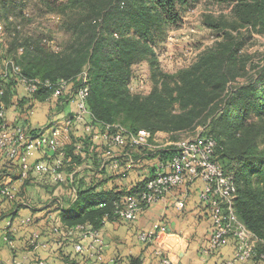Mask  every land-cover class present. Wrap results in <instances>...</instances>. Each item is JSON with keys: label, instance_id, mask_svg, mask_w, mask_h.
Returning a JSON list of instances; mask_svg holds the SVG:
<instances>
[{"label": "trees", "instance_id": "obj_1", "mask_svg": "<svg viewBox=\"0 0 264 264\" xmlns=\"http://www.w3.org/2000/svg\"><path fill=\"white\" fill-rule=\"evenodd\" d=\"M208 1L229 9L227 14L218 17L203 15V24L216 32L218 38L194 62L175 73L161 69L155 45L168 29L182 24L180 12L190 0H64L57 7L50 6L57 14L58 28L69 36L55 47L54 39L44 34L20 38L16 30L7 31L4 26L5 38L11 40L12 48L18 45L21 48L16 47V62L12 60L20 67L21 75L49 80L53 86H40L35 92H27L13 75L0 79V109L5 110L0 126L6 122V112L13 105L28 114L34 105L41 103L51 104L45 123L48 124L51 116L61 110L58 107L61 97L53 96L58 82L70 81L76 90L83 72L88 76V121L92 125L119 124L130 132L145 129L152 136L167 133L173 141L200 126L204 135L216 139L218 161L226 172L234 175L237 187L234 209L238 220L259 238L256 256L243 264H264L259 257L264 252V66L255 77L247 79L250 56L243 52L255 33H264V0ZM3 17L9 21L7 9ZM4 45L0 44V48ZM146 61L152 72L151 89L147 93H135L130 86L132 69ZM241 77H245V82L237 83ZM15 124L33 136L45 125L33 130L18 122ZM95 142L90 135H84L72 146L67 144L65 150L69 147L70 153L73 148L75 152L72 151L71 157L66 154L61 170L70 159L77 165L81 163L82 154L76 153L77 144L87 145L90 152ZM104 149L106 151L105 146ZM134 150H144L157 160H166L175 154L173 147L151 151L149 147L129 145L119 152L128 153L133 159L137 158ZM92 151L87 161L100 166L99 152L94 148ZM41 159L50 158L44 153ZM113 161L110 158L106 162L112 167ZM118 163V168L105 166L98 173L108 174L106 179L119 178L133 165L130 157L124 155L118 157ZM91 175L97 178V173ZM86 177L76 178L72 183L77 198L68 202L76 214L63 215L67 230L87 224L99 230L107 220H121L115 216L116 205L124 204L129 193L139 195L146 182L127 193L100 191L97 187L103 180L95 184V181L87 182ZM41 178L52 184H64L51 181L48 174ZM120 262L124 264L123 260ZM130 264L135 262L131 260Z\"/></svg>", "mask_w": 264, "mask_h": 264}, {"label": "crops", "instance_id": "obj_2", "mask_svg": "<svg viewBox=\"0 0 264 264\" xmlns=\"http://www.w3.org/2000/svg\"><path fill=\"white\" fill-rule=\"evenodd\" d=\"M4 49L2 46L1 56L5 54ZM0 58L1 64L3 58ZM50 107L51 104L45 103L36 107L34 105L28 115L27 112L22 113L20 108L13 105L6 112V122L14 125L17 122L24 124L23 122L27 120L34 130L35 127L46 123ZM58 107L61 108L57 112L60 118L67 115L71 108H65L60 104ZM82 137H84L83 132L77 130L71 135L70 145L72 146ZM156 140V143L173 141L167 133H158ZM82 143L86 144L84 141ZM82 143H79L82 147V161L79 165L71 159L67 162L62 170L64 173L62 185L52 184L53 182L47 179L44 181L41 178L44 175L41 173L24 174L18 160L12 162L2 160L0 264H112L113 260L117 259L123 260L124 264H130L131 260L135 264H166L164 259H169L172 264H225V261L232 258L235 250L232 239L213 255L207 257L202 255V248L208 245L211 222L208 209L199 200V193L203 188L201 181L190 187L170 192L165 200L144 209L134 221L107 220L99 230H94L90 224L83 228H78L82 225H77L76 228L67 230L63 215L70 217L76 214L68 202V199L73 202L77 198L75 189L71 188L74 179L88 176L87 182L91 180V183L95 181L97 184L103 180V183L97 187L100 191L114 190L127 193L141 183L144 184L157 161V157H151L150 153H145L144 150H134L137 158L132 155L135 164L129 172L119 178L106 179L108 174L100 175L98 171L105 166L109 168L113 166L106 162L108 156L104 145L96 140L95 146L87 152V145ZM93 148L96 153L99 152L100 166L87 161V157H91V152L93 154ZM149 150L152 151V148ZM72 151L75 152L74 148ZM66 152L71 155L69 147ZM115 153H118V157L121 156V152ZM0 157L3 158L1 154ZM41 157V154L34 153L29 161L33 163ZM70 165L73 166L67 167ZM93 173H97L95 176L97 178L90 177ZM6 187L12 189L14 193L12 198L1 192ZM127 195V197L131 196L130 193ZM183 198H185V207L179 208L177 203ZM51 200L58 202L52 203ZM161 226L166 228V232L160 233L157 239L149 243L139 240L141 232H150ZM78 243L83 246L82 252L75 249Z\"/></svg>", "mask_w": 264, "mask_h": 264}, {"label": "built area", "instance_id": "obj_3", "mask_svg": "<svg viewBox=\"0 0 264 264\" xmlns=\"http://www.w3.org/2000/svg\"><path fill=\"white\" fill-rule=\"evenodd\" d=\"M5 28L0 20V44L5 43ZM1 54V48H0ZM13 75L19 85L27 92H35L40 86L51 88L53 83L49 80L27 78L21 75V69L11 60H4L0 64V79H6ZM89 95L88 76L86 72L81 75V82L77 89H73V83L66 80L58 82L53 96L60 98L58 103L65 108H70L68 114L60 118L59 114L51 116L48 124L42 126V130L35 136L24 131L19 124L9 125L3 122L0 126V168L2 160H18L24 174L29 171L48 174L51 181H63L64 173L61 170L63 158H66L65 146L70 143L71 135L77 130L84 135H90L95 141H100L106 147L108 159H114L112 166L118 168V153L126 146L149 147L152 149H167L173 147L175 154L166 160H157L153 165L152 174L146 179L144 190L136 196H129L124 204H117L115 216L127 222L137 219L139 214L152 204L163 201L167 195L175 190L190 187L198 181L203 183L199 193V200L208 209L211 221L210 235L207 247L202 248L203 256H210L212 251H218L227 244L232 236L235 250L227 264H243L256 256V246L259 238L242 224L235 213L234 200L237 187L234 175L226 172L218 161V143L210 135H204V129L199 127L195 136H188L167 143H156V135L140 129L130 132L123 126L99 124L92 125L88 118L90 112L87 106ZM5 110L0 109V117L4 118ZM58 117V118H56ZM80 127V129H78ZM153 140V142H151ZM81 144L76 145V153L81 152ZM46 154L50 159H37L31 163L33 154ZM129 156L131 163L135 161L128 153L121 156ZM132 165V166H133ZM131 167V166H130ZM129 168V167H128ZM49 179V180H50ZM4 195L13 197L14 193L9 187L1 191ZM179 208L185 207V198L177 203ZM83 228V226L78 227ZM166 232L164 226L157 227L148 232L139 234V240L143 243L152 242L160 233ZM78 252L83 251V246L75 245ZM264 260V252L260 254ZM164 263L172 264L169 259ZM112 264H123L120 260H113Z\"/></svg>", "mask_w": 264, "mask_h": 264}, {"label": "rangeland", "instance_id": "obj_4", "mask_svg": "<svg viewBox=\"0 0 264 264\" xmlns=\"http://www.w3.org/2000/svg\"><path fill=\"white\" fill-rule=\"evenodd\" d=\"M63 1L0 0V20L4 22L3 18L5 19V17L3 16L7 9L9 21L5 19L6 24L3 23L7 31L16 30L15 32L20 38L44 34L46 37L54 39L55 47L56 44H62L69 38L58 28V21L55 19L57 14L50 10V6L57 7ZM228 11L229 9L208 0H190L180 12L183 19L182 24L179 27L168 29L165 37L157 40L155 48L161 69L168 73H175L180 68L187 67L194 62L197 56L212 46L218 38L216 32L203 24V15L212 14L218 17L222 13L227 14ZM10 41L9 38H5L7 47L3 46L5 54L2 58L6 61H15V54L18 55L16 47L20 48V46L12 48ZM250 42V45L243 51L250 56L247 62V79L255 77L256 73L264 66V33H255ZM12 54L14 57L11 56ZM132 71L133 77L130 86L133 92H149L152 85V72L147 61L134 66ZM244 82L245 77H241L237 83ZM23 123L27 129H31L29 121L25 120ZM197 131L182 134L180 138L195 136Z\"/></svg>", "mask_w": 264, "mask_h": 264}]
</instances>
